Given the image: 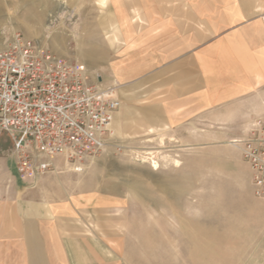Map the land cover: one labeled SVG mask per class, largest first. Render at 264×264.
Masks as SVG:
<instances>
[{
	"label": "crops",
	"instance_id": "obj_1",
	"mask_svg": "<svg viewBox=\"0 0 264 264\" xmlns=\"http://www.w3.org/2000/svg\"><path fill=\"white\" fill-rule=\"evenodd\" d=\"M91 4L93 35L97 22L96 35L119 36L118 44L105 45L107 71L120 86L113 137L132 134L138 123L189 148L229 145L245 164L235 141L264 119V0ZM7 139H0V264H124L126 239L116 236V224L85 223L79 179L50 172L37 182L21 180Z\"/></svg>",
	"mask_w": 264,
	"mask_h": 264
},
{
	"label": "rangeland",
	"instance_id": "obj_2",
	"mask_svg": "<svg viewBox=\"0 0 264 264\" xmlns=\"http://www.w3.org/2000/svg\"><path fill=\"white\" fill-rule=\"evenodd\" d=\"M23 2L0 0V43L20 32L114 81L105 45L118 44L119 36L96 35L97 22L93 35L91 0ZM131 127L81 172L57 171L79 179L86 224H116V236L126 239L124 264H264V200L255 198L250 170L230 142L189 148L174 136Z\"/></svg>",
	"mask_w": 264,
	"mask_h": 264
},
{
	"label": "built area",
	"instance_id": "obj_3",
	"mask_svg": "<svg viewBox=\"0 0 264 264\" xmlns=\"http://www.w3.org/2000/svg\"><path fill=\"white\" fill-rule=\"evenodd\" d=\"M119 89L20 32L0 43V139H10L21 180L57 172L58 160L81 172L105 153L121 107ZM235 144L242 147L255 198L264 200V119Z\"/></svg>",
	"mask_w": 264,
	"mask_h": 264
},
{
	"label": "bare ground",
	"instance_id": "obj_4",
	"mask_svg": "<svg viewBox=\"0 0 264 264\" xmlns=\"http://www.w3.org/2000/svg\"><path fill=\"white\" fill-rule=\"evenodd\" d=\"M53 21H55V20H53ZM50 25H52V24H50ZM95 74H97V72L95 71L94 72ZM144 162H146V161H144ZM175 163L177 164V165H179L180 166V163H179V161H175ZM68 166V165H67ZM69 167V166H68ZM70 168V167H69ZM71 169V168H70ZM72 170V169H71Z\"/></svg>",
	"mask_w": 264,
	"mask_h": 264
}]
</instances>
